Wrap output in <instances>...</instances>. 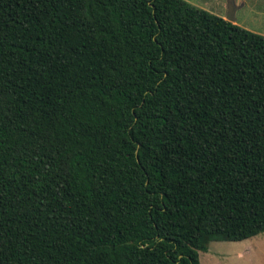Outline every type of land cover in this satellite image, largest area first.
<instances>
[{
	"label": "trees",
	"instance_id": "trees-1",
	"mask_svg": "<svg viewBox=\"0 0 264 264\" xmlns=\"http://www.w3.org/2000/svg\"><path fill=\"white\" fill-rule=\"evenodd\" d=\"M264 231V35L185 0H0V264H199Z\"/></svg>",
	"mask_w": 264,
	"mask_h": 264
},
{
	"label": "rangeland",
	"instance_id": "rangeland-1",
	"mask_svg": "<svg viewBox=\"0 0 264 264\" xmlns=\"http://www.w3.org/2000/svg\"><path fill=\"white\" fill-rule=\"evenodd\" d=\"M186 2L225 16L226 0H185ZM238 7L232 23L264 35V0H234ZM199 264H264V231L237 240H212L205 251H198Z\"/></svg>",
	"mask_w": 264,
	"mask_h": 264
},
{
	"label": "water",
	"instance_id": "water-1",
	"mask_svg": "<svg viewBox=\"0 0 264 264\" xmlns=\"http://www.w3.org/2000/svg\"><path fill=\"white\" fill-rule=\"evenodd\" d=\"M226 6L227 13L224 16V19L231 22L234 19L233 12L236 6L234 5L233 0H226Z\"/></svg>",
	"mask_w": 264,
	"mask_h": 264
},
{
	"label": "crops",
	"instance_id": "crops-1",
	"mask_svg": "<svg viewBox=\"0 0 264 264\" xmlns=\"http://www.w3.org/2000/svg\"><path fill=\"white\" fill-rule=\"evenodd\" d=\"M233 3H234V0H233ZM234 5L236 6L235 7V9L238 7V5H236L235 3H234ZM227 7V6H226ZM234 9V10H235ZM210 12V11H209ZM211 13H213V14H216V15H218V16H221L222 18H224V16L222 15V14H220V13H217V12H211Z\"/></svg>",
	"mask_w": 264,
	"mask_h": 264
}]
</instances>
